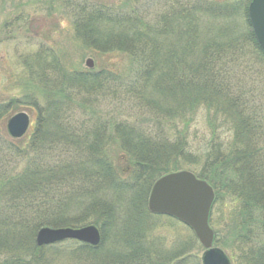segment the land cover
<instances>
[{
	"label": "trees",
	"instance_id": "trees-1",
	"mask_svg": "<svg viewBox=\"0 0 264 264\" xmlns=\"http://www.w3.org/2000/svg\"><path fill=\"white\" fill-rule=\"evenodd\" d=\"M56 1L81 47L123 68H79L56 45L24 58V98L0 103V264H65L62 247L77 264H200L194 233L161 236L179 223L147 208L155 182L182 170L215 191V245L233 264H264V51L248 0L241 27L223 20L240 3ZM21 105L36 109L35 129L12 140L2 122ZM89 225L98 248L36 245L42 228Z\"/></svg>",
	"mask_w": 264,
	"mask_h": 264
},
{
	"label": "rangeland",
	"instance_id": "rangeland-1",
	"mask_svg": "<svg viewBox=\"0 0 264 264\" xmlns=\"http://www.w3.org/2000/svg\"><path fill=\"white\" fill-rule=\"evenodd\" d=\"M211 1H217L215 5L219 8H231V6L240 3L235 9L234 17H236V19L234 17L232 18L231 14H225L223 15V20L229 21L230 19H232V21L235 22L236 26L241 27V25L245 21L241 4H243V1L245 0ZM248 2L250 4L249 0ZM18 17H22L23 21H17L18 23H16L15 25L16 28L11 35H9L10 32L8 33L9 36L4 35L6 32L2 30V26H4L7 21H15ZM40 45H46L50 47L56 45L59 50H64L67 53L71 62L75 66H78L82 69H88L86 63L90 59L93 60L95 66L96 64H107L108 66L112 64H118L123 68V59H120V57L116 58L114 56H106L104 57L105 61H102L101 58L103 57L98 55L95 51L86 50L81 47V42L79 40H76L75 38L74 30L72 28L70 20L63 14L62 4L60 3V1L0 0V103L4 104L5 102H9L12 99L22 100V98H24V58L26 59L27 57L38 51ZM114 107L123 109V103H120L119 105L114 104ZM101 109L104 113L111 112V110L113 109L115 110V108L110 107L107 103H105ZM22 112H25L31 116L32 126L28 132V135L30 136L34 132L37 120V112L33 107L21 105V107L15 112L11 113L8 118L5 119L4 122H2V124L3 126H5L7 121L12 116ZM202 118L203 116H200L199 119ZM202 132L204 133V131ZM200 136L202 139L203 134L201 133ZM201 139L199 141H201ZM114 160L115 165L119 164V169L125 170L126 172L130 170V167L125 160L123 153L117 154ZM167 224L168 223L165 222V225ZM181 227V224H176L175 228L173 226L171 228H160L158 230V233L161 234V236L165 237L175 238L176 236H178L183 239V235H179L180 232H188V230L184 227ZM199 246L201 248H196L192 252V254L193 257L197 258L200 264H202L201 256L204 249L200 245V243ZM61 249H63L66 253L59 254L62 262H64L65 264L78 263V259L76 258V255L73 254V252L70 253L69 251H66L64 247H62ZM224 252L230 258L228 254L229 252Z\"/></svg>",
	"mask_w": 264,
	"mask_h": 264
},
{
	"label": "water",
	"instance_id": "water-1",
	"mask_svg": "<svg viewBox=\"0 0 264 264\" xmlns=\"http://www.w3.org/2000/svg\"><path fill=\"white\" fill-rule=\"evenodd\" d=\"M248 14L256 40L264 51V0H250ZM86 66L93 69V60H88ZM30 123V116L23 112L8 121L7 130L12 138L21 139ZM214 202L215 192L206 181L198 179L192 172L180 171L168 174L154 184L148 199V211L189 227L204 248L202 264H233L222 249L214 246L215 234L209 223ZM68 240L97 248L102 237L93 225L78 229L43 228L36 236V245L43 248Z\"/></svg>",
	"mask_w": 264,
	"mask_h": 264
}]
</instances>
